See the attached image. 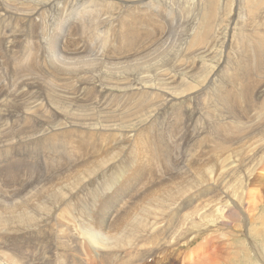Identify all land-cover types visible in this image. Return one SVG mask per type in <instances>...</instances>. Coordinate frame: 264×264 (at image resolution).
Returning <instances> with one entry per match:
<instances>
[{
	"label": "rangeland",
	"instance_id": "1",
	"mask_svg": "<svg viewBox=\"0 0 264 264\" xmlns=\"http://www.w3.org/2000/svg\"><path fill=\"white\" fill-rule=\"evenodd\" d=\"M211 1L0 0V249L16 263L264 264V0ZM108 203L105 223L136 222L99 229Z\"/></svg>",
	"mask_w": 264,
	"mask_h": 264
},
{
	"label": "bare ground",
	"instance_id": "2",
	"mask_svg": "<svg viewBox=\"0 0 264 264\" xmlns=\"http://www.w3.org/2000/svg\"><path fill=\"white\" fill-rule=\"evenodd\" d=\"M210 1H211V0H210ZM257 1H259V0H257ZM112 2H113V1H112ZM211 2H212V1H211ZM213 3H214V2H213ZM260 3H262V2H260ZM2 4H3V2H2ZM4 4H5V3H4ZM18 4H19V3H18ZM107 4H109V3H107ZM113 4H114V3H113ZM120 4H121V3H120ZM120 4H119V5H120ZM143 4H144L145 6L148 7V5H149V1H145V2H143ZM64 5H65V4H64ZM98 5H99V4H98ZM111 5H112V4H111ZM209 5H210V4H209ZM241 5H242V4H241ZM33 6H34V5H33ZM108 6H109V5H108ZM113 6H114V5H113ZM124 6H125V5H124ZM12 7H13V6H12ZM14 7H15V6H14ZM17 7H18V6H17ZM23 7H25V6H23ZM34 7H35V6H34ZM109 7H112V6H109ZM208 7H209V6H208ZM92 8H94V7H92ZM96 8H97V7H96ZM99 8H100V6H99ZM112 8H113V7H112ZM238 8H239V7H238ZM5 9H7V8H5ZM33 9H34V8H33ZM113 9H114V8H113ZM210 9H213L212 6H211ZM240 9H241V8H240ZM242 9H243V8H242ZM15 10H16V9H15ZM19 10H20V9H19ZM104 10H105V9H104ZM129 10H130V9H129ZM137 10H138V9H137ZM194 10H195V9H194ZM194 10H193V11H194ZM232 10H233V9H232ZM102 11H103V10H102ZM38 12H39V11H38ZM135 12H136V11H135ZM3 13H4V12H3ZM103 13H104V11H103ZM205 13H206V12H205ZM211 13H212V12H211ZM218 13H219V12H218ZM242 13H243V12H242ZM137 14H138V13H137ZM128 15H129V14H128ZM138 15H139V14H138ZM206 15H207V19H208V18L210 17L211 14H210L209 11H208ZM134 16H135V15H134ZM132 17H133V16H132ZM136 18H137V17H136ZM136 18H135V19H136ZM144 18H145V17H144ZM180 18H181V17H180ZM19 19H20V18H19ZM21 19H22V18H21ZM128 19H129V18H128ZM135 19H134V21L132 20V22H131V19H129L130 21H128L127 24H124V25H123L122 30H121L122 32L119 34L120 37H122V38H124V39L126 40V41L124 42V44H126V45L131 44L130 42H131V40H133V39H135V41H136L137 37L140 36L139 33H137V31H136L135 28H134V26L138 23V21H135ZM139 19H140V18H139ZM124 20H126V19H124ZM140 20H142V19H140ZM236 20H237V19H236ZM23 21H24V20H23ZM55 21H56V20H55ZM185 21H186V20H185ZM243 21H244V20H243ZM129 22H130V23H129ZM142 22H143V21H141V23H142ZM196 22H197V21H196ZM121 23H122V22H121ZM123 23H124V22H123ZM144 23H145V22H144ZM187 24H188V23H187ZM140 25H141V24H140ZM196 25H197V24H196ZM138 26H139V25H138ZM141 26H142V25H141ZM204 27H205V26H204ZM207 27H208V26H207ZM242 27H243V25H242ZM120 28H121V27H120ZM136 28H137V25H136ZM140 28H141V27H140ZM158 28H159V27H158ZM217 28H218V27H217ZM142 29H143V28H142ZM142 29H140V30L143 31ZM233 29H234V28H233ZM144 31H145V30H144ZM210 31H211V30H210ZM240 31H241V30H240ZM138 32H139V30H138ZM147 32H148V31H147ZM203 32H204V34L206 33L205 31H202V33H203ZM229 32H230V31H229ZM236 32H237V31H236ZM238 32H239V31H238ZM179 33H180V32H179ZM195 33H196V32H195ZM207 33H208V32H207ZM116 35H117V34H116ZM141 35H142V33H141ZM200 35H201V34H200ZM248 35H249V34H248ZM141 37H143V36H141ZM244 37H245V36H244ZM248 37H249V36H248ZM248 37H247V38H248ZM114 38H116V37H114ZM122 38H121V39H122ZM138 38H139V37H138ZM15 39H16V38H15ZM196 39H197V38H196ZM201 39H202V38H201ZM245 39H246V38H245ZM117 40H118V38H117ZM119 40H120V39H119ZM194 40H195V36H194V39L192 40L193 43H194ZM202 40H203V39H202ZM238 40H239V39H238ZM144 41H145V40H144ZM184 41H185V40H184ZM198 41H199V40H198ZM203 41H204V40H203ZM155 42H156V41H155ZM196 42H197V41H195V43H196ZM110 43H111V42H110ZM118 43H119V42H118ZM120 43L122 44V41H121ZM193 43L191 42L192 45L195 44V43H194V44H193ZM208 43H209V42H208ZM243 43H244V42H243ZM136 44H137V43H136ZM187 44H188V43H187ZM210 44H212V43H210ZM250 44H252V43H250ZM137 45H138V44H137ZM181 45H182V44H181ZM201 45H202V44H201ZM119 46H120V45H119ZM135 46H136V45H135ZM43 47H44V46H43ZM137 47H138V46H137ZM149 47H150V46H149ZM191 47H192V46H191ZM195 47H196V46H195ZM199 47H200V46H199ZM254 47H255V46H254ZM116 48H118V47H116ZM123 48H124V47H123ZM123 48H122V49H123ZM143 48H144V47H143ZM147 48H148V47H147ZM196 48H197V47H196ZM235 48H236V47H235ZM148 49H149V48H148ZM123 50H124V49H123ZM150 50H151V49H150ZM121 51H122V50H121ZM185 51H186V50H185ZM192 52H193V51H192ZM139 53H140V52H139ZM145 53H146V50H145ZM150 53H151V52H150ZM162 55H163V54H162ZM230 55H231V54H230ZM252 55H254V58H255L256 60H260V59L262 60V57H263V55H264V46L262 45V41H261V43H260V42L257 43V48L254 49V53H253ZM249 56H250V55H249ZM140 57H141V55H140ZM251 57H253V56H251ZM251 57H248V58L250 59ZM162 59H163V58H162ZM252 59H253V58H252ZM159 60H160V59H159ZM165 60H166V59H165ZM165 60H164V61H165ZM247 61H248V60H247ZM247 61H246V62H247ZM252 61H253V60H252ZM167 62H168V61H167ZM239 62H240V61H239ZM244 62H245V61H244ZM248 62H249V61H248ZM253 62H255V64H256L257 66L260 65V64L262 63V62H261V63L259 64L257 61H253ZM162 63H163V62H162ZM245 64L247 65V63H245ZM245 64H243V66H240V67H241V68L244 67ZM187 65H188V64H187ZM237 65H238V64H237ZM248 65H249V63H248ZM250 65H251V64H250ZM261 65H262V64H261ZM184 66H185V65H184ZM257 66H256V67H257ZM263 66H264V65H263ZM161 67H162V66H161ZM165 67L167 68L168 65L165 66ZM177 67H178V66H177ZM240 67H239V69L242 70V72H243V71H244V68L241 69ZM245 67H248V66H245ZM249 67H250V66H249ZM254 67H255V66H254ZM256 67H255V68H256ZM260 67L262 68V66H260ZM168 68H169V67H168ZM255 68H254V69H255ZM257 68H258V67H257ZM239 69H238V70H239ZM246 69H248V68H246ZM246 69H245V70H246ZM249 69H251V68H249ZM249 69H248V70H249ZM178 70H179V69H178ZM256 71H257V70H256ZM177 72H178V71H177ZM242 72H240V73H241L242 76H244L243 74H244L245 72H244V73H242ZM246 72H248V71H246ZM249 72H250V70H249ZM240 73H238V74H240ZM257 73H258V72H257ZM259 73H260V72H259ZM160 78H161V77H160ZM243 78H245V77H242V79H243ZM19 80H20V79H19ZM239 80H240V79H239ZM240 81H241V83H242L243 80H240ZM174 82H175V81H174ZM245 83H246V82H245ZM241 85H243V84H241ZM122 87H123V86H122ZM217 88H218V87H217ZM219 89H220V88H219ZM243 89H244V88H243ZM15 90H16V89H15ZM229 90H230V89H229ZM20 92H21V91H20ZM261 92H262V91H261ZM144 93H145V92H144ZM147 93H148V92H147ZM223 94H224V93H223ZM238 94H239V93H238ZM6 95H7V94H6ZM142 95L145 96L146 94H143V93H142ZM156 95H157V94H156ZM246 95H247V94H246ZM15 96H16V95H15ZM140 96H141V95H140ZM224 96H225V95H224ZM224 96H223V98H224ZM239 96H240V94H239ZM149 97H150V96H149ZM225 97H226V96H225ZM141 98H142V97H141ZM141 98L139 97L138 100L140 101ZM157 98H158V97H157ZM220 98H221V97H220ZM238 98H239V97H238ZM240 98H241V96H240ZM1 99H2V98H1ZM142 99H143V98H142ZM221 99H222V98H221ZM241 99H242V98H241ZM144 100H145V99H144ZM171 100H172V99H171ZM49 101H50V100H49ZM139 101H138V104H139V103L141 104V103L143 102V101H142V102H139ZM61 103H62V102H61ZM140 104H139V105H140ZM146 104H148V103H146ZM154 104H155V103H154ZM143 106H144V103H142V107H143ZM144 107H145V106H144ZM28 108H29V107H28ZM97 108H98V107H97ZM160 108H161V107H160ZM90 109H91V108H90ZM112 109H113V108H112ZM93 110H94V109H93ZM157 110H158V109H157ZM21 111H22V110H21ZM138 111H140V109H139ZM221 111H222V110H221ZM29 112H30V111H29ZM76 112H77V111H76ZM139 113H140V112H139ZM111 115H112V114H111ZM84 116H85V115H84ZM90 116H91V115H90ZM162 116H164V115H162ZM78 117H80V116H78ZM102 117H103V116H102ZM80 118H81V117H80ZM85 118H86V117H85ZM81 119H82V118H81ZM82 121H83V120H82ZM89 122H90V121H89ZM248 123H249V122H248ZM23 126H24V125H23ZM19 130H20V129H19ZM42 130H43V129H42ZM6 136H7V135H6ZM3 140H4V139H3ZM127 140H128V139H127ZM0 141H1V140H0ZM11 141H12V140H11ZM254 141H255V140H254ZM114 142H115V141H114ZM134 149H135V148H134ZM139 151H140V150H139ZM99 153H100V152H99ZM244 153H245V151H244ZM259 153H260V152H259ZM242 154H243V153H242ZM102 155H103V154H102ZM113 155H114V154H113ZM117 155H118V154H117ZM246 155H247V154H246ZM252 156H253V154H252ZM262 156H263V154H262ZM108 157H109V156H108ZM142 157H143V156H142ZM3 158H4V156H3ZM110 158H112V157H110ZM117 158H118V157H117ZM253 160H254V159H253ZM255 161H256V160H255ZM256 162H257V161H256ZM109 163H110V162H109ZM251 163H252V162H251ZM232 164H233V163H232ZM232 164H231V165H232ZM253 164H254V162H253ZM253 164H252V165H253ZM260 164H261V163H260ZM92 165H93V164H92ZM243 165H244V164H243ZM257 165H258V164H257ZM10 166H11V165H10ZM204 166H205V165H204ZM221 166H224V165H221ZM235 166H236V165H235ZM104 167H105V166H104ZM225 167H226V166H225ZM230 167H231V166H229V168H230ZM242 167H244V166H242ZM257 167H258V166H257ZM178 168H179V167H178ZM191 168H192V167H191ZM194 168H195V167H194ZM198 168H199V166L197 167V169H198ZM227 168H228V167H227ZM259 168H260V167H259ZM64 169H65V168H64ZM93 169H94V168H93ZM197 169H196V170H197ZM204 169H205V168H204ZM88 170H89V169H88ZM188 170H189V169H188ZM191 170H192V169H191ZM191 170H189V171H191ZM206 170H207V168H206ZM206 170H205V171H206ZM208 170H209V169H208ZM210 170H211V169H210ZM224 170H225V169H224ZM194 171H195V170H194ZM202 171H203V169H202ZM205 171H204V172H205ZM211 171H212V170H211ZM231 171H232V170H231ZM247 171H248V170H247ZM254 171H255V170H254ZM257 171H258V170H257ZM195 172H196V171H195ZM207 172H209V171H207ZM207 172H206V173H207ZM248 172H249V171H248ZM82 173H83V172H82ZM193 173H194V172H193ZM67 174H68V173H67ZM87 174H88V173H87ZM94 174H95V173H94ZM178 174H179V173H178ZM209 174H210V173H209ZM232 174H233V173H232ZM180 175H181V174H180ZM210 175H211V174H210ZM249 175H250V174H249ZM256 175H257V174H256ZM262 175H263V174H262ZM185 176H186V175H185ZM185 176H184V177H185ZM187 176H190V174L188 173ZM194 176H195V177H196V176L199 177V174H198V175H194ZM201 176H202V174L200 175V177H201ZM219 176H220V175H219ZM230 176H231V175H229V178H230ZM104 177H105V176H104ZM182 177H183V176H182ZM195 177H194V178H195ZM203 177H204V176H203ZM205 177H206V176H205ZM216 177H217V176H216ZM222 177H224V176L222 175ZM245 177H246V176H245ZM178 178H180V177H178ZM186 178H187V177H186ZM190 178L192 179L193 177L190 176ZM201 178H202V177H201ZM206 178H207V177H206ZM206 178H205V179H206ZM229 178H228V179H229ZM75 179H76V178H75ZM214 179H215V178H214ZM217 179H218V177H217ZM219 179H220V177H219ZM219 179H218V180H219ZM244 179H245V178H244ZM247 179H248V178H247ZM80 180H81V179H80ZM176 180H177V179H176ZM179 180H180V179H179ZM184 180H187V179H184ZM208 180H209V179H208ZM63 181H64V180H63ZM180 181L182 182L183 180L181 179ZM192 181H193L192 183L194 184L195 180L193 179ZM196 181H197V180H196ZM198 181H199V180H198ZM219 181H220V180H219ZM253 181H254V179H253ZM78 182H79V181H78ZM183 182H185V181H183ZM199 182H200V181H199ZM202 182H203V180H202ZM76 183H77V182H76ZM171 183H172V182H171ZM173 183H174V181H173ZM173 183H172V186H173ZM177 183H179V182H177ZM185 183H186V182H185ZM188 183H189V182H188ZM196 183H198V182H196ZM200 183H201V182H200ZM200 183H198V184H200ZM207 183H208V182H207ZM225 183H226V186H227V182H225ZM252 183H253V182H252ZM62 184H63V183H62ZM161 184H162V183H161ZM175 184H176V182H175ZM175 184H174V185H175ZM189 184H190V183H189ZM229 184H230V183H229ZM51 185H52V184H51ZM166 185H167V184H166ZM166 185H164V186H166ZM168 185H169V183H168ZM168 185H167V187L170 188L171 185H170V186H168ZM180 185H181V184H180ZM190 185H191V184H190ZM200 185H201V184H200ZM214 185H215V183H214ZM218 185H219V184H218ZM54 186H55V185H54ZM72 186H73V185H72ZM172 186H171V187H172ZM182 186H183V185H182ZM185 186H186V185H185ZM192 186H193V185H192ZM161 187H162V186H161ZM176 187H177V186H176ZM187 187H188V186H187ZM248 187H249V186H248ZM254 187H255V186H252V187L250 188V190H249V194H248V197H250L249 200L254 199L253 197H254L255 190H256ZM258 187H259V186H258ZM58 188H59V187H58ZM159 188H160V187H159ZM164 188H165V187H162V189H164ZM172 188L175 189L174 186H173ZM182 188H183V187H182ZM182 188H180V189H181V192H182ZM185 188H186V187H185ZM190 188H191V187H190ZM228 188H229V187H228ZM263 188H264V187H263ZM167 189H168V188H167ZM170 189H171V188H170ZM170 189H169V190H170ZM174 189H171V190H174ZM177 189H178V188H177ZM180 189H178V190H180ZM224 189H225V188H224ZM46 190H47V189H46ZM71 190H72V189H71ZM165 190H166V188H165ZM175 190H176V189H175ZM175 190L173 191L174 193L176 192ZM183 190H184V189H183ZM185 190H186V189H185ZM185 190H184V191H185ZM228 190H229V189H228ZM233 190H234V189H233ZM42 191H43V190H42ZM56 191H57V190H56ZM157 191H158V190L156 189V193H158V192L160 191V189H159L158 192H157ZM166 191H167V190H166ZM166 191H164L165 195H166ZM184 191H183V193L186 194L187 192H184ZM247 191H248V190H247ZM26 192H27V191H26ZM58 192H60V191H58ZM152 192H153V191H152ZM179 192H180V191H179ZM188 192H189V191H188ZM257 192H258V191H257ZM50 193H51V192H50ZM55 193H56V192H54V194H55ZM60 193H61V192H60ZM65 193H66V192H65ZM135 193H136V192H135ZM164 193H163V194H164ZM176 193H177V192H176ZM176 193H175V195L177 196L178 194H176ZM189 193H190V192H189ZM41 194H42V193H41ZM62 194H63V193H62ZM152 194H153V193H152ZM159 194H160V193H159ZM199 194H200V193H199ZM257 194H258V193H257ZM260 194H261V193H260ZM59 195H60V194H59ZM167 195H168V194H167ZM175 195H174V196H175ZM21 196H22V195H21ZM29 196H30V195H29ZM29 196H27V197H29ZM33 196H34V195H33ZM43 196H44V195H43ZM57 196H58V195H57ZM60 196H61V195H60ZM60 196H59V197H60ZM62 196H63V195H62ZM149 196H150V195H149ZM172 196H173V195H172ZM145 197H146V195H145ZM152 197H153L152 199H154L156 196H152ZM157 197H160V196L157 195ZM182 197H183V195H182ZM189 197H190V196H189ZM193 197H194V196H193ZM255 197H256V196H255ZM24 198H25V197H24ZM24 198H23V199H24ZM35 198H36V197H35ZM54 198H56V196H55ZM150 198H151V197H150ZM167 198H169V197H167ZM173 198H174V197H173ZM173 198H172V199H173ZM191 198H192V197H191ZM235 198H236V195H235ZM258 198H259V197H258ZM172 199H171V197H170L169 200H172ZM181 199H182V198H181ZM255 199H256V198H255ZM27 200L29 201V198H28ZM32 200H33V198H32ZM39 200H40V199H39ZM149 200L151 201V199H149ZM155 200H157V198H156ZM159 200H161V199H159ZM159 200H158V201H159ZM34 201H35V200H34ZM36 201H37V200H36ZM45 201H46V200H45ZM253 201H254V200H253ZM260 201H261V200H260ZM30 202H31V201H30ZM32 202H33V201H32ZM32 202H31V203H32ZM42 202H44V201H42ZM151 202H152V201H151ZM154 202H155V201H154ZM171 202H172V201H171ZM203 202L206 203V201H203ZM203 202H202L203 206H202V204H201V206H202V207H201V211H202V208H203L204 205H205ZM208 202H210V201L208 200L207 203H208ZM246 202H250V201L247 200ZM34 203H35V202H34ZM158 203L160 204V201H159ZM163 203H164V202H163ZM174 203H175V202H174ZM221 203H222V202H221ZM35 204H36V203H35ZM41 204H42V203H41ZM41 204H40V207L43 206V205H41ZM147 204H148V203H147ZM155 204H156V203H154V205H155ZM159 204H158V206H159ZM16 205H17V204H16ZM44 205H45V204H44ZM149 205H150V204H149ZM207 205H210V204H206V207H208ZM233 205H234V203H233ZM254 205H255V204H254ZM109 206H110V205H109V203H108V204L104 205L103 208H102L101 214H100V216H99V218H98V224H99V226H100L99 229H102V228H101V225H103L104 228L108 229V230L111 231V232L114 231V232L116 233V231H117L118 229H120L124 224H125V226H127V225H132L134 222H136V220H137L136 217H132V216H131V218H128V217H127V218H125L122 222H119V223H117V224H115V225H113V226H110L108 223H105L106 220H107V218H108V217L106 218L105 216H106V214L108 215V212H109L108 207H109ZM112 206H113V205H112ZM164 206H166V204L163 205V207H164ZM171 206H172V205H171ZM171 206H169V207L171 208ZM198 206H199V205H198ZM255 206H256V205H255ZM15 207H16V206H15ZM17 207H18V206H17ZM17 207H16V208H17ZM22 207H25V206H22ZM43 207H44V206H43ZM46 207H47V206H46ZM49 207H50V206H49ZM149 207H150V206H149ZM173 207H174V206H173ZM173 207H172V208H173ZM206 207H204V208H206ZM2 208H4V207H2ZM31 208H32V207H31ZM31 208H30V210H31ZM35 208H36V206H35ZM37 208H38V210H40L39 206H38ZM109 208H111V207H109ZM172 208H171V210H172ZM229 208H230V207H229ZM232 208H233V207H232ZM234 208H235V205H234ZM234 208H233V209H234ZM9 209H10V210H9ZM9 209L6 208V211H5V212H7L6 214H8V216L10 215V216H12V218H13V214H14L13 211H14V209H13V208H9ZM17 209H18V208H17ZM22 209H23V208H22ZM26 209H27V208H26ZM28 209H29V208H28ZM47 209H48V208H47ZM50 209H51V208H50ZM139 209H142V208H139ZM166 209H167V206H166ZM179 209H180V207H179ZM214 209H215V208H214ZM233 209H232V210H233ZM235 209H236V208H235ZM235 209H234V210H235ZM252 209H253V208H252ZM30 210H28V212H29ZM38 210H37V211H38ZM42 210H45V209H42ZM42 210H41V211H42ZM51 210H53V209H51ZM145 210H146V207H145ZM147 210H148V209H147ZM149 210H150V209H149ZM157 210H158V209H157ZM161 210H162V209H161ZM174 210H175V209H174ZM197 210H198V209H197ZM209 210H210V209H209ZM212 210H213V209H212ZM234 210H233V211H234ZM16 211H17V210H16ZM32 211H34V210H32ZM57 211H58V210H57ZM136 211H137V210H136ZM154 211H155V210H154ZM176 211H177V210H176ZM233 211H232V212H233ZM249 211H250V210H249ZM3 212H4V211H3ZM18 212H19V211H18ZM18 212H17V213H18ZM143 212H144V211H143ZM143 212H142V213H143ZM164 212H167V211H164ZM193 212H195V211H193ZM196 212H197V211H196ZM196 212H195V213H196ZM198 212H199V210H198ZM222 212H223V211H222ZM228 212H229V211H228ZM232 212H231V213H232ZM235 212H236V211H235ZM20 213H21V212H20ZM202 213H203V211H202ZM225 213H227V212H225ZM225 213H224V214H225ZM231 213H228V215H229V214L232 215ZM248 213H249V212H248ZM1 214H3V213H1ZM30 214H31V213H30ZM30 214H28L29 217H25V218H30ZM43 214H44V213H43ZM46 214H47V213H46ZM158 214H159V213H158ZM158 214H157L156 216H158ZM161 214H162V213H161ZM174 214H175V213H174ZM198 214H200V213H198ZM234 214H235V213H234ZM25 215H27V212L24 213V216H25ZM47 215H48V214H47ZM104 215H105V216H104ZM152 215H153V214H152ZM159 215H160V214H159ZM200 215H202V214H200ZM206 215H207V214H206ZM226 215H227V214H226ZM228 215H227V216H228ZM236 215H238V214L236 213ZM250 215H251V214H250ZM19 216H22V215H18V217H19ZM31 216H32V215H31ZM144 216H145V215H144ZM187 216H190V214H187ZM203 216H205V215H202V216H200V217H203ZM212 216H213V215H212ZM221 216H222V215H221ZM224 216H225V215H224ZM6 217H7V215H6ZM36 217H37V216H36ZM49 217H50V216H49ZM104 217H105V218H104ZM228 217H231V216H228ZM7 218L9 219L10 217H7ZM7 218H6V219H7ZM20 218H21V217H19V219H20ZM25 218H24V220H25ZM142 218H143V217H142ZM157 218H158V217H156V219H157ZM166 218H167V217H166ZM174 218H175V217H174ZM184 218L186 219V214H185ZM205 218H206V217H205ZM210 218H211V217H210ZM221 218H222V217H221ZM231 218H232V217H231ZM233 218H234V216H233ZM236 218H239V216L236 217ZM4 219H5V218H4ZM6 219H5V220H6ZM14 219H16V218H13V221H14ZM21 219H23V218H21ZM21 219H20V220H21ZM36 219H37V218H36ZM138 219H141V217H139ZM146 219H147V218L145 217V220H146ZM180 219H181V218H180ZM213 219H214V218H213ZM219 219H220V218H219ZM1 220H2V219H1ZM1 220H0V222H1ZM10 220H12V219L10 218ZM20 220H19V222H20ZM30 220L33 221L32 218H30ZM143 220H144V219H143ZM152 220H153V219H152ZM187 220H188V224H190V221H191V220H189V217H188L185 221L187 222ZM237 220H238V219H237ZM248 220H249V219H248ZM13 221H10V222H13ZM16 221H18V220H16ZM26 221H27V219H26ZM35 221H37V220H35ZM185 221H184V222H185ZM233 221H234V219H233ZM235 221H236V220H235ZM2 222H3V221H2ZM21 222H22V220H21ZM39 222H40V221H39ZM44 222H45V221H44ZM140 222H143V221H140ZM146 222H148V220H147ZM146 222H144L143 224H145ZM150 222H151V221H150ZM150 222H149L148 224H150ZM194 222H195V221H194ZM194 222H193V225H194ZM22 223H23V222H22ZM22 223H21V224H22ZM32 223H34V222H32ZM32 223L30 222V224H32ZM181 223H182V222H181ZM13 224L15 225V222H14ZM13 224H12V225H13ZM19 224H20V223H19ZM19 224H18V225H19ZM140 224H141V223H140ZM151 224H153V223H151ZM185 224H186V226L188 225L187 223H185ZM227 224H228V222H227ZM27 225H28V224H27ZM155 225H156V224H155ZM161 225H162V223H161ZM183 225H184V223H183ZM183 225H182V227L185 228L186 226L184 225V226H185V227H184ZM190 225H192V224H190ZM202 225H204V224H202ZM0 226H3V224H2V225L0 224ZM4 226H5V225H4ZM21 226H22V225H21ZM33 226H34V225H33ZM140 226H142V225H140ZM180 226H181V225H179L178 227H180ZM231 226H232V225H231ZM8 227H9V226H8ZM16 227H17V224H16ZM144 227H146V225H144ZM157 227H158V226H157ZM157 227H156V228H157ZM189 227H190V226L188 225L187 228L189 229ZM194 227H195V225H194ZM1 228H3V227H1ZM1 228H0V229H1ZM5 228H6V227H5ZM18 228H19V227H18ZM25 228H26V227H24V229H25ZM104 228H103V230H104ZM126 228H127V227H124V229H126ZM141 228H142V229H141ZM166 228H167V227H166ZM187 228H186V229H187ZM11 229H12V228H11ZM16 229H17V228H16ZM140 229L143 230V226L140 227ZM181 229H182V228H181ZM188 229H187V230H188ZM192 229H194V228H192ZM1 230H2V229H1ZM1 230H0V238H1V236L3 235V232H2ZM6 230H7V229H6ZM14 230H15V229H14ZM19 230H21V228H19ZM141 230H140V231H141ZM145 230H146V229L144 228L143 231H145ZM147 230H148V228H147ZM184 230H185V229H184ZM190 230H191V229H190ZM190 230H189V231H190ZM3 231H4V230H3ZM98 231H99V230H98ZM101 231H102V230H101ZM124 231H125V230H124ZM143 231H142V233H143V235H144L145 232H143ZM150 231H151V230H150ZM179 231H180V230H179ZM181 231H182V230H181ZM15 232H16V230H15ZM19 232H20V231H19ZM103 232H104V231H103ZM105 232H106V231H105ZM118 232H119V231H118ZM146 232H147V231H146ZM214 232H215V231H214ZM11 233H12V231H11ZM17 233H18V231H17ZM99 233H100V231H99ZM205 233H206V232H205ZM109 234H110V232H109ZM146 234H148V233H146ZM176 234H177V233H176ZM179 234H180V233H179ZM179 234H178V235H179ZM186 234H187V233H185V235H186ZM192 234H194V233H192ZM98 235H99V234H98ZM180 235H181V234H180ZM180 235H179V236H180ZM190 235H191V234H190ZM213 235H214V234H213ZM105 236H106V235H105ZM122 236H123V235H122ZM225 236H226V235H225ZM99 237H100V236H99ZM176 237H178V236L176 235ZM6 238H8V237H6ZM110 238H111V240H113V241H116L117 239H119L118 236H116V234H112ZM186 238H187V237H186ZM211 238H213V237H211ZM216 238H217V237H216ZM10 239H12V238H10ZM120 239H121V238H120ZM191 239H192V238H191ZM96 240H97V239H96ZM99 240H100V239H99ZM156 240H157V239H156ZM176 240H177V239H176ZM0 241H1V240H0ZM177 241H178V240H177ZM205 242H206V241H205ZM208 242H209V241H208ZM1 243H2V242H0V248H2ZM94 243H95V240H94ZM98 243H99V242H98ZM112 243H113V242H112ZM99 244H101V243H99ZM99 244H98V245H99ZM201 244H202V243H201ZM201 244H200V245H201ZM95 245H96V244H95ZM98 245H97V247H98ZM203 245H204V244H203ZM107 246H108V245H107ZM157 246H158V245H157ZM201 246H202V245H201ZM221 246H222V245H221ZM99 247L102 248V246H99ZM195 247H197V246H195ZM222 247H223V246H222ZM112 248H113V247H112ZM197 248H198V247H197ZM204 249H207V248L204 247ZM222 249H224V248H222ZM98 251H99V250H98ZM102 251H103V250H102ZM107 251H108V250H107ZM109 251H110V250H109ZM211 251H212V250H211ZM203 252H204V251H203ZM6 253H7V252H6ZM198 253H199V252H198ZM201 253H202V252H201ZM218 253H219V252H218ZM19 255H21V254H19ZM19 255H18V256H19ZM106 255H108V253H107V254H101L102 257H105ZM203 255H204V256H203ZM203 255H202V256H203L204 258H206V257H205V253H204ZM209 255H210V254H209ZM211 255H212V254H211ZM211 255H210V256H211ZM214 255H215V254H214ZM214 255H213V256H214ZM221 255H222V254H221ZM3 256H7V258L11 261V262H9V264H18V263H16L17 260L14 259V257H13V259H12V257H10V256H12V254H11L10 256H8V254H5V251H3V249H2V250L0 249V262L3 260ZM13 256H15V255H13ZM16 256H17V255H16ZM18 256L16 257L17 259L20 258V256H19V258H18ZM210 256H208V258H209ZM213 256H211V257H213ZM216 256H217V255H216ZM203 257H202V258H203ZM198 258H199V257H198ZM202 258L200 257V258L198 259V261H200V264H201L202 262L204 263V261H205V260L203 261ZM208 258H207V259H208ZM216 258H219V256H217ZM21 259H22V258H21ZM196 259H197V258H196V256H195V260H196ZM201 259H202V262H201ZM207 259H206V260H207ZM14 260H16V261H14ZM221 260H222V259H221ZM19 261H20V260H19ZM21 261H23V259H22ZM193 261H194V260H193ZM212 261L214 262L215 260H213V258H212L211 262H212ZM23 262H25V261H23ZM194 262H195V261H194ZM205 262H208V260L205 261ZM19 263H20V262H19ZM25 263H26V262H25ZM25 263H23V264H25ZM203 263H202V264H203ZM209 263H210V258H209ZM209 263H207V264H209ZM214 263H215V262H214ZM193 264H194V263H193ZM205 264H206V263H205ZM210 264H211V263H210ZM215 264H216V263H215Z\"/></svg>",
	"mask_w": 264,
	"mask_h": 264
}]
</instances>
